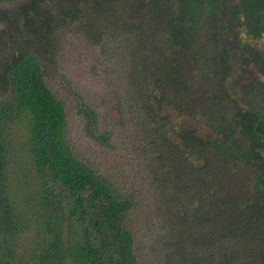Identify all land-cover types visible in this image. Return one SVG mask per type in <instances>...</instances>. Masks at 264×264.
<instances>
[{
	"label": "trees",
	"instance_id": "1",
	"mask_svg": "<svg viewBox=\"0 0 264 264\" xmlns=\"http://www.w3.org/2000/svg\"><path fill=\"white\" fill-rule=\"evenodd\" d=\"M71 25L98 44H129V106L143 118L155 157L168 220L162 228L173 234L177 264H264V0H0V264H18L26 225L8 187L14 136L39 180L29 203L37 228L31 263L138 264L132 198L76 155L65 104L45 80L56 34ZM235 29L240 56L260 78L246 72L240 91L227 83ZM189 65H201L208 82L220 78L219 96L204 100L197 127L189 120L197 106ZM80 112L88 134L108 145L97 115ZM239 168L251 183L245 203L229 195Z\"/></svg>",
	"mask_w": 264,
	"mask_h": 264
},
{
	"label": "rangeland",
	"instance_id": "2",
	"mask_svg": "<svg viewBox=\"0 0 264 264\" xmlns=\"http://www.w3.org/2000/svg\"><path fill=\"white\" fill-rule=\"evenodd\" d=\"M239 34L240 30L235 29L237 45L227 44L231 52L230 61H235L232 74L227 80L232 89H239L243 85L246 72L260 80L253 66L246 65L240 56L242 44ZM125 40L107 38L98 44L79 26L65 27L56 34L58 51L56 59L44 67L45 80L53 94L65 104L67 133L76 155L109 176L132 198L134 208L128 224L135 236L138 264H177L173 257L176 250L170 246V236L173 234H167L162 228L168 220L156 183L158 167L155 157L149 153L145 144L143 118L132 107L133 103L129 106L133 95L129 98L128 43ZM260 44L263 48L264 41ZM207 55L210 56L209 53ZM201 67L189 65L185 70V78L191 84L197 101V106L193 107L189 115L193 127H197L198 119L203 117L205 109L201 107H204V100L209 94L219 96L216 86L220 84V78L212 76L208 82L201 75L204 71ZM81 108H88L97 115L96 129L107 136L108 145L88 134V120L80 112ZM200 132L206 137L210 135L204 128ZM20 134L23 136L25 131L20 130ZM14 139V152L9 159L8 187L11 196L16 198L19 208L26 214L23 216L26 225L22 226V249L18 264H32L29 253L36 241L37 228L32 225L31 216L34 211L29 210V203L32 204L33 195L39 190V180L33 159L22 147L23 139L22 143L15 136ZM144 147L146 154L143 153ZM230 180L231 199L248 202L251 183L246 170L239 168L234 171ZM60 189L56 187L55 193L60 192Z\"/></svg>",
	"mask_w": 264,
	"mask_h": 264
}]
</instances>
